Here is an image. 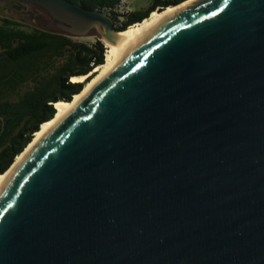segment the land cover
<instances>
[{
	"label": "water",
	"instance_id": "obj_1",
	"mask_svg": "<svg viewBox=\"0 0 264 264\" xmlns=\"http://www.w3.org/2000/svg\"><path fill=\"white\" fill-rule=\"evenodd\" d=\"M0 264H264V0H194L126 50L0 186Z\"/></svg>",
	"mask_w": 264,
	"mask_h": 264
},
{
	"label": "trees",
	"instance_id": "obj_2",
	"mask_svg": "<svg viewBox=\"0 0 264 264\" xmlns=\"http://www.w3.org/2000/svg\"><path fill=\"white\" fill-rule=\"evenodd\" d=\"M101 9L119 0H70ZM186 0H154L147 8L131 10L116 20V30L140 22L156 9ZM18 10L29 6L8 1ZM106 45L100 36L88 42L39 27L22 16L0 17V174L6 172L33 140L43 122L56 114L55 102L71 100L84 82L73 75L89 73L105 62Z\"/></svg>",
	"mask_w": 264,
	"mask_h": 264
},
{
	"label": "bare ground",
	"instance_id": "obj_3",
	"mask_svg": "<svg viewBox=\"0 0 264 264\" xmlns=\"http://www.w3.org/2000/svg\"><path fill=\"white\" fill-rule=\"evenodd\" d=\"M194 0H186L177 5H169L164 9H156L151 12L150 16L145 18L140 22H136L126 29L118 31L115 33V38H108L106 35V29H102V40L106 45L105 62L101 65L96 66L91 73L82 75H73L71 80L74 82H84V88L81 92L75 94L73 98L69 101L58 100L55 102L56 114L55 116L42 123L40 129L35 133L33 140L28 144L25 150L20 153L11 168L5 173L0 174V186L3 184L4 180L10 174V172L15 168L24 156L29 152V150L44 136L48 129H50L64 114H66L72 107H74L88 89L93 87L99 80H101L107 72L112 68L118 58L128 50L133 44H135L146 31L158 22L163 17L172 14L181 8L187 6Z\"/></svg>",
	"mask_w": 264,
	"mask_h": 264
},
{
	"label": "rangeland",
	"instance_id": "obj_4",
	"mask_svg": "<svg viewBox=\"0 0 264 264\" xmlns=\"http://www.w3.org/2000/svg\"><path fill=\"white\" fill-rule=\"evenodd\" d=\"M154 0H130V9L131 10H140L147 8ZM29 7L26 10H18L8 0H0V17H10L15 19H20L22 16H25L30 23L35 24L39 27H43L47 30L53 32H61L72 35L76 38L84 39L88 42L93 41L95 36H101L100 31L97 28H92L87 34L78 35L74 33L67 32L57 25L56 21L52 20L51 15L44 10L42 7L34 3H27ZM160 10V9H158Z\"/></svg>",
	"mask_w": 264,
	"mask_h": 264
},
{
	"label": "built area",
	"instance_id": "obj_5",
	"mask_svg": "<svg viewBox=\"0 0 264 264\" xmlns=\"http://www.w3.org/2000/svg\"><path fill=\"white\" fill-rule=\"evenodd\" d=\"M129 6H130V0H119L113 6H105L99 10L107 14H110L112 16L113 14H119V17H121L123 14H127L131 12V9Z\"/></svg>",
	"mask_w": 264,
	"mask_h": 264
}]
</instances>
